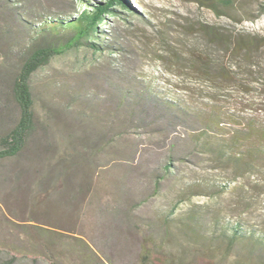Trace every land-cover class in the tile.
I'll list each match as a JSON object with an SVG mask.
<instances>
[{
	"label": "rangeland",
	"instance_id": "374dc122",
	"mask_svg": "<svg viewBox=\"0 0 264 264\" xmlns=\"http://www.w3.org/2000/svg\"><path fill=\"white\" fill-rule=\"evenodd\" d=\"M87 1L0 0V135L21 112L13 85L34 27L45 16H76L84 8L79 3ZM131 1L136 11L115 5L100 26L101 40L115 46L69 48L31 75L29 148L0 162V256L18 253L21 262L32 264L25 251L40 244L36 229L44 227L57 255L42 264H264L261 245L220 238V230L211 235L215 218L264 228V183L234 179L200 153L191 141L199 125L183 111L118 105L121 91L145 85L164 98H181L193 108L187 112L213 94L237 110L264 107L258 82L249 93L234 85L235 77L215 89L190 70L193 52L206 45L204 22L231 40L239 33L264 35V0H234L221 15L194 0ZM259 59L260 69L238 68L237 82H264V57ZM98 137L106 144L100 146ZM61 166L70 174H62ZM84 178L90 181L85 199L77 195L66 204ZM239 182L246 190L243 202L231 190ZM192 207L203 209L207 219L196 232L186 219Z\"/></svg>",
	"mask_w": 264,
	"mask_h": 264
},
{
	"label": "trees",
	"instance_id": "16d2710c",
	"mask_svg": "<svg viewBox=\"0 0 264 264\" xmlns=\"http://www.w3.org/2000/svg\"><path fill=\"white\" fill-rule=\"evenodd\" d=\"M194 1L212 9L218 15L227 13L234 4V0ZM135 2L142 3L141 0H135ZM82 5L84 8L76 16L69 18L58 15L50 18L45 16L41 25L34 27L27 56L13 85L14 96L20 105L21 112L14 126L0 135V162L17 159L29 148L34 129L33 97L29 83L31 75L46 65L54 55L69 48L86 45L93 52H97L105 47L115 46L114 43H106L101 40L100 26L104 23L107 15L116 12L115 5L128 7L133 11L137 10L131 0H97L96 2L88 0L86 3H79V6ZM202 32L206 45L193 52L194 65L190 70L192 75H195L194 77L198 80L212 81L211 84L215 89L225 88L234 77V85L242 87L243 93L250 92L248 87L252 85L253 81L258 82L264 88V82H259V80L239 83L236 79L238 68L243 70L246 69V66L251 69L261 68L263 61L259 58L264 57V35L239 33L235 40H231L230 34L223 32L216 24L207 22L203 23ZM213 47L217 48L212 49ZM251 69H247L245 72L249 74L250 71L252 72ZM180 75L184 74L180 73ZM143 87L145 89L138 92L134 89L126 90L123 93L121 91L118 105L124 106V103L127 102L130 106L135 107L136 104H140L144 108L150 105L151 107L167 106L171 110L183 111L192 116L199 125L192 128L191 141L197 146L200 153L212 156L223 165L226 174L234 179L253 177L264 183V107L256 109L251 107L253 111L250 112H246L245 109L237 110L232 103H226L219 99L218 94H213L208 96L209 102L204 105L202 102L201 105L194 106L196 112H187L193 108L184 105L181 98H164L159 94L161 91L145 85ZM177 87L182 88L181 86ZM187 89L189 90V88ZM189 97L194 96L190 94ZM97 139L100 146L106 144V141H102L101 137ZM95 152H97V148L92 150L89 157ZM89 157L86 156L85 161H88ZM79 160H81V155ZM77 165L79 164L74 167ZM61 167H63L62 174H70L66 166ZM88 169L94 171L91 168ZM77 184L80 186H78V194L70 193L65 200L68 205L75 203L78 196L85 199L90 191L86 189L90 185L88 179L84 178ZM231 190L239 195V200L242 202L247 199V196L243 194L246 191L243 188V182L237 183ZM186 215L187 223L193 232L200 231L199 226L207 220L204 210L201 208L192 207ZM211 222L214 228L212 237H215L217 230H220V234H217L220 238L229 239V241L248 239L256 245H261L264 249V228L259 229L258 225L246 228L240 220L221 222L219 218H215ZM36 231V238L41 240L40 244L33 245L25 251L33 258L32 264H42L41 259L55 260L56 249L50 242L53 235L47 234L51 239L44 238L47 237L45 236L46 232L48 233L44 227L37 228ZM255 247L258 248V246ZM0 264L28 263L21 262L20 254L14 253L8 259L0 256Z\"/></svg>",
	"mask_w": 264,
	"mask_h": 264
}]
</instances>
